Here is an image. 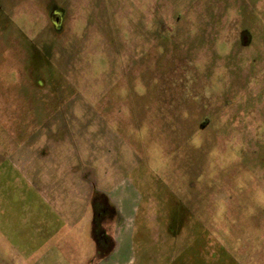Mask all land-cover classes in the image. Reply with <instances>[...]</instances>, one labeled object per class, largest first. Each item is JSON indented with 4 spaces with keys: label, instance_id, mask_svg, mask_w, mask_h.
I'll return each mask as SVG.
<instances>
[{
    "label": "rangeland",
    "instance_id": "obj_1",
    "mask_svg": "<svg viewBox=\"0 0 264 264\" xmlns=\"http://www.w3.org/2000/svg\"><path fill=\"white\" fill-rule=\"evenodd\" d=\"M50 180L113 262L264 264V0H0V223Z\"/></svg>",
    "mask_w": 264,
    "mask_h": 264
},
{
    "label": "crops",
    "instance_id": "obj_2",
    "mask_svg": "<svg viewBox=\"0 0 264 264\" xmlns=\"http://www.w3.org/2000/svg\"><path fill=\"white\" fill-rule=\"evenodd\" d=\"M61 185L51 180L35 184L31 209L19 224L0 223V264H122L112 261L121 239L118 233L132 242L134 219L123 211V205L112 200L113 191L98 190L104 195L98 218H107L110 211L112 218L107 221L111 233L101 230L102 235L96 238L95 204L86 183ZM101 240V245L110 244L102 251L97 249Z\"/></svg>",
    "mask_w": 264,
    "mask_h": 264
},
{
    "label": "flooded vegetation",
    "instance_id": "obj_3",
    "mask_svg": "<svg viewBox=\"0 0 264 264\" xmlns=\"http://www.w3.org/2000/svg\"><path fill=\"white\" fill-rule=\"evenodd\" d=\"M102 235V233H100Z\"/></svg>",
    "mask_w": 264,
    "mask_h": 264
}]
</instances>
